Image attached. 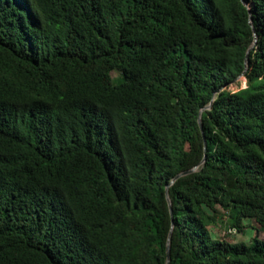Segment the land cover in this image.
<instances>
[{
  "label": "trees",
  "instance_id": "trees-1",
  "mask_svg": "<svg viewBox=\"0 0 264 264\" xmlns=\"http://www.w3.org/2000/svg\"><path fill=\"white\" fill-rule=\"evenodd\" d=\"M259 231L264 0H0V264H264Z\"/></svg>",
  "mask_w": 264,
  "mask_h": 264
},
{
  "label": "rangeland",
  "instance_id": "rangeland-1",
  "mask_svg": "<svg viewBox=\"0 0 264 264\" xmlns=\"http://www.w3.org/2000/svg\"><path fill=\"white\" fill-rule=\"evenodd\" d=\"M112 76L116 75L118 72L114 68L113 70L110 71ZM238 80L235 82H232L228 85L229 88H237L238 86H243L245 85V77L243 75H240ZM218 207V212H217V220L213 221V223L209 226V231L210 234L212 235H217V236H224L226 237L229 241H243V242H250L252 239V233L254 232V225L247 223L250 218L246 217L243 219V223H245V226L242 228V230L237 231L235 230L234 232H230L227 226V212L226 210L220 206L217 205ZM259 236L264 237V232L259 231L258 233Z\"/></svg>",
  "mask_w": 264,
  "mask_h": 264
},
{
  "label": "water",
  "instance_id": "water-1",
  "mask_svg": "<svg viewBox=\"0 0 264 264\" xmlns=\"http://www.w3.org/2000/svg\"><path fill=\"white\" fill-rule=\"evenodd\" d=\"M207 106H210V105H209V102H208ZM198 121H199V122H198V125L200 126V123H201L200 118L198 119ZM191 168L193 169V167L191 166V167H189V168H185V169L180 170V172H178V173L173 177V179H174L175 177H177L178 175H180L181 173H184V172L190 170ZM173 179H172V180H173ZM166 187H167V186H166ZM166 187H165V195H166L167 203L169 204L168 197H167V193H166ZM169 209H170V212L172 213L171 204H169ZM168 233H169V232H168ZM168 253H169V241L167 240V247H166V254H165V264H168Z\"/></svg>",
  "mask_w": 264,
  "mask_h": 264
}]
</instances>
